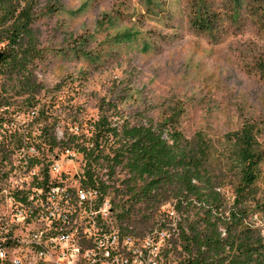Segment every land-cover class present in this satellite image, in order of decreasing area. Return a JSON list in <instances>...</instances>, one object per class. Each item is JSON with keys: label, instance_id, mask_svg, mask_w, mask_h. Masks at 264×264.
Wrapping results in <instances>:
<instances>
[{"label": "rangeland", "instance_id": "1", "mask_svg": "<svg viewBox=\"0 0 264 264\" xmlns=\"http://www.w3.org/2000/svg\"><path fill=\"white\" fill-rule=\"evenodd\" d=\"M198 2L35 0L32 29L40 57L32 72L42 89L27 107L16 84L0 76V118L13 124L2 129L35 137L46 128L60 141L82 139L104 100L116 106L113 125L176 113L185 137L201 132L217 146L244 121L264 127V0ZM194 15L205 21L200 28ZM74 160L64 162L67 179L83 166L80 154ZM256 186L264 195V158ZM223 193L231 200L229 187ZM249 221L264 227V214ZM140 231L143 264H175L172 254L164 256L163 235L149 247Z\"/></svg>", "mask_w": 264, "mask_h": 264}, {"label": "trees", "instance_id": "2", "mask_svg": "<svg viewBox=\"0 0 264 264\" xmlns=\"http://www.w3.org/2000/svg\"><path fill=\"white\" fill-rule=\"evenodd\" d=\"M35 19V0H0V76L16 84L27 107L35 105L42 89L32 72L40 57ZM194 22L200 28L205 21ZM115 108L101 101L89 137L71 136L61 145L82 155L85 184L113 195V209L127 228L141 230L143 237L173 229L163 242L168 247L164 256L172 254L175 264H264V227L249 221L251 215L264 214V195L256 186L264 127L244 121L217 146L201 132L185 137L176 113L159 121L113 125L109 118ZM46 145H57L52 135ZM225 187L231 189V200ZM167 203L172 211H161Z\"/></svg>", "mask_w": 264, "mask_h": 264}, {"label": "built area", "instance_id": "3", "mask_svg": "<svg viewBox=\"0 0 264 264\" xmlns=\"http://www.w3.org/2000/svg\"><path fill=\"white\" fill-rule=\"evenodd\" d=\"M4 123L13 125L0 118V264H143L144 250L117 217L109 194L85 184L83 160L67 179L64 162L73 164L79 153L58 149L54 132L31 137L3 130ZM50 135L57 142L52 148L45 145ZM100 175L107 185V170ZM170 232L156 236L168 239ZM152 236L146 237L149 247Z\"/></svg>", "mask_w": 264, "mask_h": 264}]
</instances>
